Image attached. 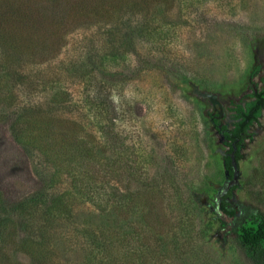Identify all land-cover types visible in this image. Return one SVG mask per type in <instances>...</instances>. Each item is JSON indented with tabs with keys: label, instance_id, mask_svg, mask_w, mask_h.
Returning a JSON list of instances; mask_svg holds the SVG:
<instances>
[{
	"label": "rangeland",
	"instance_id": "1",
	"mask_svg": "<svg viewBox=\"0 0 264 264\" xmlns=\"http://www.w3.org/2000/svg\"><path fill=\"white\" fill-rule=\"evenodd\" d=\"M84 2L92 1L80 0ZM98 2L103 8L92 10L90 17L84 12L75 21V13L67 6L60 10L67 21L53 26L45 53L13 61L0 40V76L14 70L12 77L1 78L0 139L10 135L7 115L13 119L15 112L30 106L28 114L50 116L57 121L51 125L68 133L62 139L54 134L57 130H44L42 135L52 147L54 137L59 146L65 139L77 141L78 137L80 148L100 150L95 117L82 105L85 89L80 75L88 55L96 62L107 53L109 69L134 71L139 77L117 99L119 114L113 112V132L122 138L124 157L114 146L101 152L109 172L95 167L92 187L108 185L128 197L131 208L105 212L73 192L67 216L46 215L34 205L25 222L17 221V227L13 222L14 233L36 237L42 243H28V248L52 251L54 264H90L93 254V260L100 259V248L85 229L99 236L116 264H243L231 226L209 223L208 204L216 207L218 187L228 176L220 151H229L230 145L211 120L217 113L212 102L197 90L217 95L224 108L222 123L232 129V101H252L250 94L264 86V0ZM134 28L140 33L141 56L131 54L125 44L124 34H132ZM0 29L16 32L10 20L3 19ZM148 53L167 68L174 65L173 71L150 67L147 62L139 65L145 66L140 72L135 71L139 60H150ZM10 92L12 99L6 97ZM248 132L251 136L237 149L241 154L239 187L232 191L233 202L225 204L227 210L220 214L228 224L238 220L228 211L241 216L248 209L264 211V108ZM82 140L86 142L81 144ZM42 167L48 174L53 170L52 164ZM32 168L35 172L34 164ZM33 176L25 170L9 176L4 192L21 196L33 191L41 183ZM73 177L58 176L54 187L66 191ZM38 223L43 228L37 233L34 225ZM11 240L5 252L13 253V264H29L27 255L17 253Z\"/></svg>",
	"mask_w": 264,
	"mask_h": 264
},
{
	"label": "trees",
	"instance_id": "2",
	"mask_svg": "<svg viewBox=\"0 0 264 264\" xmlns=\"http://www.w3.org/2000/svg\"><path fill=\"white\" fill-rule=\"evenodd\" d=\"M90 1L92 2L80 3V0H69L65 2L63 0H2L0 6V23L3 19L7 22L10 20L12 25L16 26V32L12 31V29H0V40L2 42L0 43L4 45L3 47L5 49L7 48V57L13 61L17 60L20 62L23 56L32 55L39 51L45 53L49 50L47 44L49 43L50 34L53 33V26L58 22L67 21L59 13L60 10H64L63 8L67 6L72 13H75L74 21L78 16H83L84 12L90 17L92 10L93 13L103 8V4L98 2L100 0ZM118 1L122 3V0ZM67 2L69 3L64 4ZM114 2L115 0H113ZM88 7L91 8L89 9ZM108 19L109 15L106 21ZM108 32L110 33V31ZM138 34L140 35L135 28L132 34H124L127 36L125 44L131 47V54L134 53L136 56H141L137 45ZM3 38H5L4 41ZM148 55V59L150 60H139L137 67L134 68L135 71L138 70L140 72L145 66L143 65L138 68L139 65L146 62L149 63L148 65L150 67L161 66L173 71L172 67L174 65L167 68V66L160 64L158 62L159 60L153 59L156 57L155 55H151V53H148ZM100 56V59H96L95 62L88 55L85 64L81 63L84 71L80 75L83 89H85V98H82V105L95 117L96 126L100 132V150H95L94 152L93 149H83L85 148L84 146L80 148L78 137L77 141L75 138L71 139V137H69L71 139L70 142L65 139V144L62 146L58 145L56 137H54L55 143L54 147H52L45 140L44 135H42L44 130L51 131L53 129L52 131L55 132L57 130L58 133L56 132L57 134H54L62 139L68 133L51 125V123L57 121H54L50 116L37 118L34 114H28V110L31 108L30 106L22 108L19 114L15 112L13 119L7 115L8 120H6V124L10 135L3 136L0 139V264H13L11 259L13 253L5 252V248L11 238V245H16L14 250L17 253H25L28 257L29 264H54V260L49 255L52 251H42L39 248L35 249L34 246L28 248V243H42L35 241L36 237L30 236L31 234L29 233H27L28 236L18 237V234L14 233V225L17 227L18 222H25L28 212L34 205L39 206L41 211L46 215L56 212L58 217L60 214L67 216L69 214L67 209L68 198L74 192L85 198V200L91 203L93 202L100 210L105 212L110 211L112 208H116L120 212L131 208L129 198L122 195L121 192L110 190L109 186H105V184L95 189L92 187V184L94 181V173L96 172L95 167H100L101 170L109 172V165L101 157L103 155L101 152L104 151L103 153H106L108 149L110 150L114 146L119 148L120 154L124 157L121 147L123 143L122 138L117 132H113L115 124L113 112L115 115L119 114L121 108L118 106L121 105V102L116 103L118 102L117 99L119 100L120 95L124 96L125 86L139 76L134 74V71L123 73L109 69L107 63L110 61V58H108V54L104 53ZM91 64L93 68L90 69ZM11 71L14 70L11 69ZM11 71L7 72L5 70L4 74L0 76V86L4 84L1 78L3 77L4 80H7L12 75ZM250 96L253 98L252 101L245 104L242 101H232L233 117L235 119L232 129H229L226 124H222L219 127L221 120L216 117L217 113L211 116L214 126L221 132L230 145V150L227 151V155L223 156L230 177L233 175V170L231 157L228 154L234 150L235 145L239 149L243 141L251 136L248 132L249 127L258 120L264 108V86L250 94ZM6 97L12 99L11 92ZM62 99H65V97H62ZM23 125L27 126L23 127ZM32 128H34V131H31ZM36 132L40 133V135L36 136ZM49 137L51 138V134L50 136L48 134L46 135V138ZM85 142V140H82L81 144ZM78 148L80 149L78 150ZM235 153L237 161H239L241 154L237 150ZM29 159H31V162ZM33 164L36 168L35 172L32 168ZM45 164H52L53 170L52 172L51 169L49 170L50 174H48V171L43 172L42 166H45ZM24 170L27 174L34 175L35 182L38 183L41 181V183L33 191L21 196L6 194L3 190L6 187L4 184L6 179L11 175H22ZM65 173L71 176L74 175V177L70 185L66 187V191H61L59 187H54V185L57 183L56 178ZM75 175L77 177L79 175V177L76 178ZM237 187L239 185L232 186L226 194V197L232 196V191ZM68 188L71 191H67ZM227 203L225 200L224 205ZM209 207L212 212V215L209 216V223L214 224L216 221H220L222 222V228L227 225L231 226V231L235 234V243L243 264H264V211L258 208L254 210L248 209L243 216L237 215L235 211H228L230 215L238 218L236 222L228 224L220 216L223 210L222 213H219L213 209V206L210 205ZM226 210L227 208L224 211ZM29 214H32V212H29ZM14 221H16V224L12 226ZM34 228L37 229L38 233V230L43 228V223L34 225ZM84 232L87 235L92 234L91 236L93 237L91 239L100 248L97 252L102 255L98 257L100 259L93 260L95 259V255L93 254V258L89 263L102 264L105 261L103 264H116L117 260L112 258V254L110 252L108 253L109 250L107 248L103 249L106 245L99 239V236L97 235L96 238V233H90L88 229H85ZM14 234L15 237L13 239L12 236Z\"/></svg>",
	"mask_w": 264,
	"mask_h": 264
},
{
	"label": "water",
	"instance_id": "3",
	"mask_svg": "<svg viewBox=\"0 0 264 264\" xmlns=\"http://www.w3.org/2000/svg\"><path fill=\"white\" fill-rule=\"evenodd\" d=\"M197 93L200 94L203 97L209 98V100L212 102L215 110L218 113V117H223L224 116V108L221 104V102L218 100L217 95L210 93V92H201L199 90H197ZM235 150H236V145L234 146V150L232 153H230V157H231V164H232V170H233V175L231 178H229V172L227 171V180L225 182L224 185L219 186L218 187V197L228 193L229 189L234 186V185H239V178H240V170H239V166H238V161L236 158V154H235ZM220 153L223 156H226V152L224 151H220ZM228 203L233 202V197L227 198L226 200ZM206 202V201H204ZM216 202L219 204L218 198L216 200ZM207 203V202H206ZM210 206V204H208ZM214 210H216L219 213H222V210L220 208V206H216V208H213ZM237 215H240L239 212H237Z\"/></svg>",
	"mask_w": 264,
	"mask_h": 264
},
{
	"label": "flooded vegetation",
	"instance_id": "4",
	"mask_svg": "<svg viewBox=\"0 0 264 264\" xmlns=\"http://www.w3.org/2000/svg\"><path fill=\"white\" fill-rule=\"evenodd\" d=\"M225 115V114H224ZM216 117L217 118H219V120H221V122H220V124H219V127H221L222 126V119H223V117H218V113H217V115H216ZM223 136V135H222ZM236 150H237V147H236ZM236 150H235V152H236ZM233 152V151H232ZM231 152V153H232ZM226 154H227V152H226ZM236 154V153H235ZM228 155H230V153L228 154ZM223 156V155H222ZM229 178H231L230 176H229ZM227 194V193H226ZM226 194H223V195H221V196H219L218 197V201H219V204L216 202V204H217V206L219 205L220 206V208H221V210H225L226 209V205H224V201L225 200H227V198H230V197H232V196H230V197H226ZM229 204H231V203H229Z\"/></svg>",
	"mask_w": 264,
	"mask_h": 264
}]
</instances>
